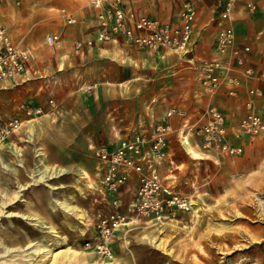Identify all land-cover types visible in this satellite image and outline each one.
Segmentation results:
<instances>
[{"label":"crops","instance_id":"0c3cea01","mask_svg":"<svg viewBox=\"0 0 264 264\" xmlns=\"http://www.w3.org/2000/svg\"><path fill=\"white\" fill-rule=\"evenodd\" d=\"M48 1L51 0H46L45 3ZM74 1L81 6L74 10L64 8L79 22L68 25L62 19L67 24L64 29L58 32L52 31L61 34V45L56 48L50 47L45 43L44 38L43 42L48 50L43 55L36 56L27 75L18 79V82L6 83L0 89V108L4 113L22 116L20 108L25 102L40 103L46 110H49L40 118L26 121L22 130L0 147L2 148L0 149V166L12 169L11 173L18 182V197H20V192L26 188L25 186H28L25 190H28L32 183L35 186V182L31 179L34 181V178L44 173L47 168L62 171L60 175L48 180L55 179L57 184H61L59 190L64 193H61L62 197L66 194L68 197L69 190L73 189L75 192L79 188L78 185L71 183L70 176H74L77 183L87 186L83 190L86 193L102 191L100 176L97 173L99 170L97 158L92 165L87 166L79 160L81 157L68 154L58 156L51 151L44 150L52 138H92L94 130L88 134L85 129L87 126L93 128L104 126L106 130L108 129V133L111 130L114 140L110 143L115 144L120 137L131 135L135 131H148L153 124L163 119L165 112L172 107L181 111V114H174L169 119L174 129L179 128L185 120L195 122L208 103L196 104L195 100L209 101L211 99L215 102L212 105L219 107L225 114L227 140L233 145H239L241 138L248 136L237 134V126L240 118L247 111L245 106L248 98L247 88L260 85L261 82L245 77L234 57L242 55L245 65L252 67L257 73L264 72V0H236L233 4L231 24L236 43L233 56H229L228 52L226 56L229 57L233 66L230 74L239 79V85L236 87L237 95H228L227 86H222L216 93L210 95V98L198 85L194 70L188 68L180 55L175 53L155 52L110 43L95 44L92 47H84L81 52H76L73 49L74 40L92 38L95 19L94 13L87 20L82 16L86 13L90 0ZM124 1L138 13L155 18L133 7L126 0ZM181 1L174 16L158 19L161 21L177 19ZM195 2L198 8V18L195 25L194 53L199 58H208L212 55L217 31L228 22L221 19L215 12L218 0H195ZM3 4H9L7 10L18 5L10 0H0V7ZM48 7L50 10L60 8H56L55 5H48ZM92 10L95 11L93 8ZM14 12L19 11L14 10ZM0 14H5L3 9H0ZM0 22L8 30V24L3 16H0ZM8 32L10 33L9 30ZM19 38L24 44L31 46L24 41L23 36ZM243 46H248L249 51L244 52ZM194 86L197 89L193 88ZM50 98L56 102L57 107L54 110L47 103ZM254 110L264 118V97L254 98ZM57 127L60 128L56 129ZM190 148L194 150L196 148L205 154L195 137L188 138V142L184 143L174 131L169 136L168 160L160 168L161 174L165 175L169 183L180 193L195 192L202 185L210 183L209 179L198 178L199 173L197 172L200 168L198 163H205V169H207L208 162L202 161L205 158L202 155L198 156ZM186 149L189 151L187 152ZM6 153L13 156L12 159H15L13 163H8ZM189 153L193 158L189 156ZM184 156H187L189 160L183 159ZM204 156L209 157L207 153ZM243 169V167L235 166L234 172H228L234 175L236 186L243 179L240 177L241 174L244 175ZM194 170L191 176H187V172L191 174ZM22 176L27 179L26 185L22 183L25 180L21 178ZM136 183V175L131 174L129 181L119 189L132 191ZM44 184L48 183L44 181ZM52 184H50L51 187H58L54 181ZM223 184L222 188L225 190L226 180ZM202 192L209 196H205L207 200L205 203L212 204L211 200L219 199L217 196H212L207 188ZM221 195L219 194L220 197ZM237 195L238 191L235 200L227 201L226 198H220L218 205L220 210L223 211L226 205L238 207ZM55 200L62 209L78 217L80 230L83 229L86 216L89 218L88 216L91 217L94 214L91 210L86 213L84 211V216L75 207V203L67 199ZM233 218L237 222L238 218L240 219L237 214H234ZM209 228L219 233L227 229L217 224H210ZM58 236L62 241L67 239L65 236Z\"/></svg>","mask_w":264,"mask_h":264},{"label":"rangeland","instance_id":"374dc122","mask_svg":"<svg viewBox=\"0 0 264 264\" xmlns=\"http://www.w3.org/2000/svg\"><path fill=\"white\" fill-rule=\"evenodd\" d=\"M126 1L157 19L174 16L180 2ZM45 2L22 0L8 10L9 4L0 7L5 12L0 16L7 22L12 37L20 39L23 36L38 57L48 50L43 42L45 35L61 31L67 25L59 18L57 10H50L48 5L70 10L81 6L74 0ZM86 10L82 15L85 20L94 13L90 5ZM206 96L210 98V95ZM204 102L215 103L211 99L195 100L196 104ZM85 129L88 134L94 130L92 138H52L44 150L58 156H78L85 165H92L96 161L95 151L98 147L114 144L110 143L114 140L113 132L110 130L108 133L104 126H87ZM244 137L239 143L242 146L240 154L205 152L209 155L206 157L200 150L190 148L205 158L202 161L208 162L207 169L205 163H198L200 168L197 172L198 178L209 179L210 183L202 185L195 192H179L189 200V210H177L174 216L161 222H147L142 215L132 216V212L127 210L132 191L117 189L108 194L98 191L86 193L83 191L86 185L77 183L70 174L69 180L79 188L75 192L69 190L68 197L67 194L62 197L64 193L59 190L61 184H57L55 179L46 181L48 184L31 179L35 186L32 183L30 191L25 190L28 187L25 186L18 197V182L11 173L12 169L0 166V264H69L65 254L67 248L73 250L74 264H264V133ZM6 156L8 163H13V156L7 153ZM183 159L189 160L187 156ZM235 166L244 168V175L240 176L243 179L237 186L234 175L228 173L234 172ZM194 172H187V176ZM21 178L25 179L24 176ZM225 180L227 187L223 190ZM52 181L58 187H51ZM22 183L26 185L27 179ZM205 188L210 190L212 196L226 198L227 201L235 200L238 191L239 206L226 205L222 211L218 206L219 199L211 200L212 204L205 203V196H208L202 192ZM219 194H222L221 197ZM55 199L75 203L84 216L90 210L94 214L88 216L90 219L86 216L80 230L77 216L62 209ZM110 214L123 217L122 222L111 234L102 236L97 224L102 217ZM234 214L239 215L238 222L234 220ZM210 224L223 225L227 229L219 233L210 229ZM58 235L67 239L62 241ZM106 249H109L108 252H105Z\"/></svg>","mask_w":264,"mask_h":264},{"label":"built area","instance_id":"2783aa9c","mask_svg":"<svg viewBox=\"0 0 264 264\" xmlns=\"http://www.w3.org/2000/svg\"><path fill=\"white\" fill-rule=\"evenodd\" d=\"M10 1L18 4L20 0ZM235 1L218 0L215 12L228 24L217 31L212 55L208 58H199L194 53L198 18L195 0H182L174 21H161L138 13L124 0H90L95 10L93 36L86 40H74L73 49L81 52L84 47L110 43L155 52H172L180 55L183 63L194 70L198 85L204 93L213 95L222 86H227L226 93L236 96L239 79L230 74L233 66L226 56L227 52L233 56L236 43L231 24ZM57 13L67 24L79 22L64 7L58 8ZM45 43L53 48L59 47L62 43L61 34H46ZM243 51H249V47L243 46ZM234 58L245 77L261 82L246 90L247 111L240 118L236 133L257 136L264 133V118L254 110V98L264 97V72L257 73L245 65L242 55ZM35 59L33 48L24 44L22 39L14 40L6 26L0 22V89L8 82L14 83L24 78ZM47 103L51 109H56V102L52 98ZM20 109L22 116L4 113L0 108V145L18 134L26 121L40 118L49 111L36 102H25ZM174 114H181V111L172 107L148 131H135L120 137L115 144L100 146L95 151L99 162L97 173L100 176L101 192L108 194L119 189L129 181L131 174H135L137 183L127 203V210L132 212V216H144L147 222H161L174 216L177 210L190 208L189 200L180 195L160 171L168 160L171 133L175 131L184 143L188 142V138L195 137L204 152L229 155L242 152L241 145H233L227 140L225 114L219 107L207 103L195 122L185 120L177 129L169 122ZM122 219L118 214L102 217L97 224L99 233L108 236Z\"/></svg>","mask_w":264,"mask_h":264},{"label":"bare ground","instance_id":"6f19581e","mask_svg":"<svg viewBox=\"0 0 264 264\" xmlns=\"http://www.w3.org/2000/svg\"><path fill=\"white\" fill-rule=\"evenodd\" d=\"M60 173H62L61 170L58 169H45L44 173H42L40 176L35 177L34 179L36 181H48L50 178L56 177L58 176ZM73 211V210H72ZM8 214H12V212H8ZM78 218V217H77ZM82 221V220H81ZM126 224V223H124ZM96 248H101L100 246H96ZM109 249H106L105 252H108ZM65 254L66 256L69 258V264H74V254H73V250H70V248H67L65 250ZM110 255V254H108Z\"/></svg>","mask_w":264,"mask_h":264}]
</instances>
